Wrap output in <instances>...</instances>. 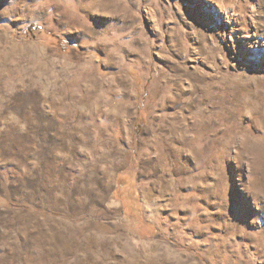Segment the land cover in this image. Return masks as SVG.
I'll return each mask as SVG.
<instances>
[{
    "label": "rangeland",
    "instance_id": "1",
    "mask_svg": "<svg viewBox=\"0 0 264 264\" xmlns=\"http://www.w3.org/2000/svg\"><path fill=\"white\" fill-rule=\"evenodd\" d=\"M0 264H264V0H0Z\"/></svg>",
    "mask_w": 264,
    "mask_h": 264
}]
</instances>
